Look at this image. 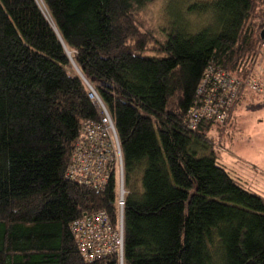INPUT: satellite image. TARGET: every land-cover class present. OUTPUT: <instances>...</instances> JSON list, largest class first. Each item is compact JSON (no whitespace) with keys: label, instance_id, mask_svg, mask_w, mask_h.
I'll list each match as a JSON object with an SVG mask.
<instances>
[{"label":"trees","instance_id":"16d2710c","mask_svg":"<svg viewBox=\"0 0 264 264\" xmlns=\"http://www.w3.org/2000/svg\"><path fill=\"white\" fill-rule=\"evenodd\" d=\"M194 1L161 40L139 18L151 0H0V264H264V194L219 160L214 123L184 122L208 66L250 70L264 0ZM83 76L123 151L122 262L86 260L70 227L99 210L120 218L116 173L104 190L65 176L97 117Z\"/></svg>","mask_w":264,"mask_h":264},{"label":"built area","instance_id":"2783aa9c","mask_svg":"<svg viewBox=\"0 0 264 264\" xmlns=\"http://www.w3.org/2000/svg\"><path fill=\"white\" fill-rule=\"evenodd\" d=\"M88 96L96 112V118L83 122L81 136L76 140L65 176L96 190H104L113 175L118 177L119 222L115 225L105 210L84 213L70 224L82 255L94 260L117 252L123 261L125 204L123 151L114 118L98 90L84 77ZM246 92L264 97V39L260 36L256 57L244 78H239L225 69L208 66L196 90L195 103L189 108L184 122L193 130L200 123L209 121L219 127L230 122L237 103ZM226 153H233L217 143ZM261 171L260 168L254 167ZM263 172V171H261Z\"/></svg>","mask_w":264,"mask_h":264},{"label":"rangeland","instance_id":"374dc122","mask_svg":"<svg viewBox=\"0 0 264 264\" xmlns=\"http://www.w3.org/2000/svg\"><path fill=\"white\" fill-rule=\"evenodd\" d=\"M37 1L40 3V0ZM189 2L193 3L195 1L151 0V2L142 9L139 15L143 29L151 31L158 38H161V40L165 39V30L168 23L172 26L181 24L184 20V13L181 10L182 8L185 10L188 9V5L191 4ZM190 10L192 11V9L189 8L188 11ZM188 16L191 17L190 21L193 25H198V28L194 26L197 30H200L207 24V15L203 13L190 12ZM71 63L73 68L78 70L73 60ZM247 94L252 99L256 100L254 104L248 105V107L243 106V117L238 120L240 125L236 126L234 115L232 120V123L234 122L233 125L230 124L224 131L217 125H214L209 136L215 140V146L218 145L217 143H220L227 148L226 150H230L239 159L241 158L244 160V162H242L237 159L241 161L238 162L230 156V153L227 154L217 147L219 151V160L226 164L228 169L233 168V165H239V168H242L244 171L258 173L254 167H258L264 171V98L253 92H248ZM257 175L260 177V182L264 181V175L261 173ZM253 188L264 194V186H262L261 189Z\"/></svg>","mask_w":264,"mask_h":264},{"label":"crops","instance_id":"0c3cea01","mask_svg":"<svg viewBox=\"0 0 264 264\" xmlns=\"http://www.w3.org/2000/svg\"><path fill=\"white\" fill-rule=\"evenodd\" d=\"M244 97L240 100L239 104H237V106L235 108V111L233 113V117L235 115V121L234 122H236V126L240 125L238 120L242 119V117H243V115H242V110L244 109L243 106H247L248 107V105L254 104L255 100H256V99H252L248 94L246 95L245 98ZM230 156L234 160L236 159V161H238L237 159H239L234 154L233 155L231 154ZM239 160L244 162V160L241 159V158ZM241 161H238V162H241ZM243 164H245V163H243ZM229 170H230V173H231L232 176H234L237 179H239L242 183H244L246 186L250 187L251 189H254L253 187L261 189V187L264 186V181L260 182V177H258L259 175H257L259 173L258 171H257L258 173H249L248 171H244V170H242V168H239V165H233V168H231ZM255 191H257V190H255ZM257 192H259V191H257ZM259 193H261V192H259ZM261 194H263V193H261Z\"/></svg>","mask_w":264,"mask_h":264},{"label":"water","instance_id":"95a60500","mask_svg":"<svg viewBox=\"0 0 264 264\" xmlns=\"http://www.w3.org/2000/svg\"><path fill=\"white\" fill-rule=\"evenodd\" d=\"M42 8V7H41ZM43 10V9H42ZM44 12V11H43ZM45 14V13H44ZM46 15V14H45ZM48 18V17H47ZM49 20V18H48ZM50 21V20H49ZM50 23L52 24V22L50 21ZM52 26L56 29V27L52 24ZM57 30V29H56ZM57 33L59 34L58 30H57ZM60 36V35H59ZM261 38L264 39V28L262 29L261 31V34H260ZM61 37V36H60ZM68 53L70 54V51L68 50ZM76 65V64H75ZM77 67V65H76ZM77 69L79 70V68L77 67Z\"/></svg>","mask_w":264,"mask_h":264},{"label":"bare ground","instance_id":"6f19581e","mask_svg":"<svg viewBox=\"0 0 264 264\" xmlns=\"http://www.w3.org/2000/svg\"><path fill=\"white\" fill-rule=\"evenodd\" d=\"M42 7V6H41ZM43 9H44V11L46 12V14L49 16V14H48V12H47V10H46V8L43 6ZM47 16V17H48ZM49 18H50V20L52 21V18L49 16Z\"/></svg>","mask_w":264,"mask_h":264}]
</instances>
